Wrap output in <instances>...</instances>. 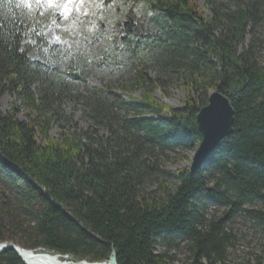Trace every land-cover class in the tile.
<instances>
[{"label": "trees", "instance_id": "1", "mask_svg": "<svg viewBox=\"0 0 264 264\" xmlns=\"http://www.w3.org/2000/svg\"><path fill=\"white\" fill-rule=\"evenodd\" d=\"M228 1L233 5L205 0L211 14L205 17L195 0H124L111 24L108 17L92 19L96 31L88 38L108 36L95 66L117 63L127 52L141 89L143 76L155 82L144 73L153 59L197 98L186 96L182 108L163 116L165 107L143 90L133 97L131 86L124 87V99L92 87L76 97L107 137L90 132L51 139L47 103L36 104L28 87L49 76L50 93L60 90L63 77L83 82L82 66L62 68L44 55L29 60L23 44L29 15L16 0H0V96L16 90L41 111L27 122L0 113V174L13 181L0 179V242L76 262H104L113 250L118 264H175L167 250L184 244L189 264H226L235 236L225 221L237 212L263 237L261 252L239 264H264V63L255 34L264 0ZM112 2L105 0V8ZM213 90L229 100L232 132L195 173L166 171L157 154L200 142L195 115ZM149 182L158 183L161 196L146 189ZM209 203L224 207V215L205 219ZM156 245L165 251L155 252ZM0 264L24 263L8 249L0 252Z\"/></svg>", "mask_w": 264, "mask_h": 264}, {"label": "rangeland", "instance_id": "2", "mask_svg": "<svg viewBox=\"0 0 264 264\" xmlns=\"http://www.w3.org/2000/svg\"><path fill=\"white\" fill-rule=\"evenodd\" d=\"M104 1L83 0L81 3L80 0H75L70 5L71 11L62 14L65 0H57L55 6H49L46 0L42 3H37V0H16L30 18L31 27L29 31L23 34V44L28 45L26 57L31 61H36L44 55L46 62L57 63L62 68L82 66L85 78L83 82L71 81L63 77L60 82V90L50 93L51 77L49 76L44 80L38 78L33 80L28 87L36 99V104H40L42 98L47 103L44 105V111L53 117L48 130V137L51 139H61L64 134L78 136L90 132L107 137L106 129L102 127V124L93 122L90 113L76 97L78 93L93 92L92 87L106 89L107 93H116L124 99H127V91L124 87L131 86L133 97H139L143 90L155 103L165 107L163 116H168L171 109L182 108L186 96L197 98L191 89H185L183 79L169 73L164 68H160L153 62V59L147 61L144 73L152 76L155 82L143 76L144 84L141 89L136 85L137 68L135 62L127 60V52L119 55V62L117 63L100 67L93 64L95 57L106 48L108 36H100L90 40L88 34L94 36L96 31L91 20L96 17L98 20L108 17L111 24L114 19L118 18L117 7L123 10L126 6L123 3L124 0H113L111 8L109 6L105 8ZM195 1L201 7L204 16L210 17L211 14L205 0ZM217 1L227 2L230 6L233 5L232 1ZM255 34L262 41L261 62L264 63V21L260 22ZM58 50L65 51L67 56L62 57L57 52ZM112 99L109 100L113 107L112 111L115 115L120 113L122 116L123 112L119 111L118 102L112 101ZM7 111H11L16 119L24 122L41 116V111L32 107L16 90L5 92L0 96V113ZM38 135L35 132V140L39 144L41 139ZM198 144L191 143L183 149L159 152L157 154L158 163L162 164L165 170L169 172L189 168ZM10 178L0 174L1 181L9 185L13 182ZM166 185L172 190L175 188V181L170 180ZM209 186H212L211 182H209ZM145 187L148 191L154 190L156 195L161 196V188L158 183L149 182ZM10 191L11 187L8 186L5 192L11 195ZM205 210V219L222 217L226 211L224 207L213 203H209ZM226 219L227 229L235 236L233 246L228 249L226 264H239L251 260L252 253L261 252L263 237L252 221L245 218L243 213L237 212ZM163 251H165L164 246H155V252L161 253ZM167 253L172 257L175 264H189L190 259L184 244L168 249Z\"/></svg>", "mask_w": 264, "mask_h": 264}, {"label": "water", "instance_id": "3", "mask_svg": "<svg viewBox=\"0 0 264 264\" xmlns=\"http://www.w3.org/2000/svg\"><path fill=\"white\" fill-rule=\"evenodd\" d=\"M233 109L229 100L219 91L213 90L209 93L207 104L201 107L195 115V126L200 134L201 140L193 154L189 165V173H195L201 166L208 162V158L219 142L232 132ZM15 169L19 171L16 167ZM67 214V213H66ZM68 215V214H67ZM70 217V215H69ZM13 250L18 257L26 263L33 256H43L50 264H55L54 258H65L67 255L53 254L39 249H25L13 242H1L0 252ZM80 264H118L115 252L112 250L107 261L88 262L79 261Z\"/></svg>", "mask_w": 264, "mask_h": 264}, {"label": "bare ground", "instance_id": "4", "mask_svg": "<svg viewBox=\"0 0 264 264\" xmlns=\"http://www.w3.org/2000/svg\"><path fill=\"white\" fill-rule=\"evenodd\" d=\"M55 259V264H76V261L71 260L69 257L65 258H54ZM27 264H50L49 261L43 257V256H33L30 259L26 260ZM80 264V263H77ZM107 264V263H104Z\"/></svg>", "mask_w": 264, "mask_h": 264}, {"label": "snow or ice", "instance_id": "5", "mask_svg": "<svg viewBox=\"0 0 264 264\" xmlns=\"http://www.w3.org/2000/svg\"><path fill=\"white\" fill-rule=\"evenodd\" d=\"M42 2H45V0H37V3H42ZM74 2L75 0H65L62 14L70 12L71 11L70 5H72ZM80 2L82 3L83 0H80ZM46 3L49 6H55L57 4V0H46Z\"/></svg>", "mask_w": 264, "mask_h": 264}]
</instances>
